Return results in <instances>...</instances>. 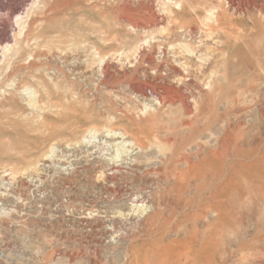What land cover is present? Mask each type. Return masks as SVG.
Here are the masks:
<instances>
[{
  "label": "rangeland",
  "instance_id": "374dc122",
  "mask_svg": "<svg viewBox=\"0 0 264 264\" xmlns=\"http://www.w3.org/2000/svg\"><path fill=\"white\" fill-rule=\"evenodd\" d=\"M1 1L0 38L13 43L19 13L26 26L17 56L0 49V252L14 264H163L159 248L184 228L164 224L173 180L156 170L173 145L152 143L154 119L187 122L176 138L197 143L193 161L220 149L219 235L208 249L206 210L189 228L196 246L212 264H264V188L248 179L264 163L243 154L264 147V0Z\"/></svg>",
  "mask_w": 264,
  "mask_h": 264
},
{
  "label": "bare ground",
  "instance_id": "6f19581e",
  "mask_svg": "<svg viewBox=\"0 0 264 264\" xmlns=\"http://www.w3.org/2000/svg\"><path fill=\"white\" fill-rule=\"evenodd\" d=\"M40 3H42V6H44V4H46L47 2L45 3L44 0L33 1V4H36V6L38 5L39 7L41 5ZM51 3H52V0H51ZM53 4L55 6V3H53ZM174 5H176V7L180 6V2H175ZM166 7L171 9V5L165 6V8ZM207 10H208V11H206L207 15L205 16L204 19L207 22H209L210 24L215 23V24L219 25L222 23V21H224L225 14L223 13V11H218V12L215 11L214 12L213 9H207ZM192 12H194V11H192ZM24 17H25V14H24V16L20 13L15 15V21L14 22L18 28L17 29L18 31L16 33H13V36H11L13 39V43H11V41H10V39H8V37H4L3 39L0 38V49L3 50V52L1 53L3 60H7L10 57L17 56L21 50V43H22L21 38H22V35L24 34L25 26H26L25 25L26 21H25ZM95 58H96V54H95ZM97 59L99 61L98 63L101 65V68L104 69V66H105V64H103L104 58L103 57L102 58L97 57ZM39 84L41 85V87H43L44 95L47 96L49 93L48 92L49 90L47 89L45 84L43 85L40 82H39ZM45 99H46V97H45ZM186 124H187V122H181V123L177 124V126H170V125L159 124L154 119H149V121H148L149 134L152 136V141H153L152 143L153 144L156 143V145L157 144L161 145L162 142H171L173 145L170 149H168V150H170L169 152L164 153V156L159 158L160 159L159 160V166L160 167H158V169L156 170L157 175L163 176L165 179L172 178V180H173V182L169 186V188L164 193H162L163 200H164L165 213L167 215V219H165L164 224L169 229V232L174 231L175 234H177V232H179V230L181 228H184V229H182L183 235H181V236H177L178 234L174 235L175 237H172L165 244L161 245V247L158 250V256H159V258L163 264H188L191 262L195 263V264H200V263L204 262V260H206V259H208L207 261L212 264V261L214 260V257H213L214 254L211 253L209 258H207V256L204 255V252L202 250L204 248L200 249L199 248L200 244H198L199 247H197L195 244L196 243V237H197L196 232H194V230H193L192 233H190L189 228L193 229V224H195L197 222V220L202 216V213L204 211L209 210L212 213H214V215L216 216V220L212 223V225H211L212 227H211V229L208 233V237H207L208 249H210L211 246H212V248L214 247L213 242L216 240L217 235H219L218 234L219 230H218L217 220L219 219V216L221 213L220 208L223 207V205L222 206L220 205L222 202L221 203L219 202V197H220L219 190L221 187L220 186L221 175H219V172H218L217 160H218V158L221 159L220 157H218L219 156L218 151L220 152V149L218 148L219 150H217L216 147L213 148V150H211V152H210L209 157L206 156L207 157L206 160L203 159L199 162L193 161V159L190 158L191 157L190 153L187 152L188 149H190L189 147H191L192 145L187 147L188 145L183 138L182 139L176 138V135L178 133H180V131H182V128L184 126L187 127ZM89 130L91 131L92 128H89ZM90 131H88V132H90ZM121 137H122V139L124 138L123 136H121ZM116 138H119V137H116ZM232 140H231V142H232ZM234 142L235 141H233V143ZM225 143L226 142L224 139L223 142L221 143V145H224ZM259 146L260 145L255 147L252 150V152H250V153H243L244 156H246V159L253 161L252 166H258V165H261L262 163H264V147H259ZM156 147H154V148H156ZM192 147H195L194 149L197 150V147H198L197 143L195 145H193ZM221 147L223 149V146H221ZM220 156H222V155H220ZM259 163H261V164H259ZM248 164H250V163H248ZM205 175H208V177H209V180L207 183L204 182V176ZM248 179H249V181L258 183L261 188H264V168L260 167L258 169V173L256 174V176L255 177L250 176ZM192 181H194L193 191L190 192L189 188L192 185V183H191ZM224 186H225V184H224ZM226 186H229V184ZM225 189H226V187H225ZM260 192L264 195V190H262ZM240 193H241V195L244 194V192L242 190H240ZM116 235H117V233H116ZM213 264H215V263H213Z\"/></svg>",
  "mask_w": 264,
  "mask_h": 264
},
{
  "label": "built area",
  "instance_id": "2783aa9c",
  "mask_svg": "<svg viewBox=\"0 0 264 264\" xmlns=\"http://www.w3.org/2000/svg\"><path fill=\"white\" fill-rule=\"evenodd\" d=\"M89 231V228H85V236H87V232ZM2 252H0V264H14L15 262H13L15 259L10 255V251H12L10 248H8V254H3V249H1ZM22 251H19L18 254H20ZM18 254L16 256H18ZM10 260V261H8Z\"/></svg>",
  "mask_w": 264,
  "mask_h": 264
}]
</instances>
